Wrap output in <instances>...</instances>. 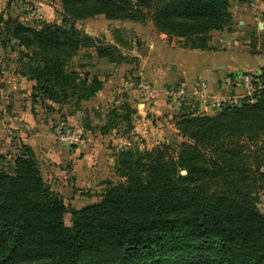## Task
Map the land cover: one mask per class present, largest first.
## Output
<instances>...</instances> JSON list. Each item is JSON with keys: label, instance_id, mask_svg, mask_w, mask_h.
<instances>
[{"label": "trees", "instance_id": "16d2710c", "mask_svg": "<svg viewBox=\"0 0 264 264\" xmlns=\"http://www.w3.org/2000/svg\"><path fill=\"white\" fill-rule=\"evenodd\" d=\"M59 1L61 24L28 27L0 15V47L15 42L21 74L34 82L33 100L80 110L102 88L98 77L74 68L82 50L114 65L135 58L77 29L76 21H150L157 33L205 49L210 32L232 26L231 2L245 0ZM251 84L250 95L222 103L214 115L184 101L177 136L151 149L121 150L116 172L123 180L69 211L70 225L61 196L22 144L7 169L0 165V264H264V68ZM135 112L125 100L88 129L128 132Z\"/></svg>", "mask_w": 264, "mask_h": 264}, {"label": "rangeland", "instance_id": "374dc122", "mask_svg": "<svg viewBox=\"0 0 264 264\" xmlns=\"http://www.w3.org/2000/svg\"><path fill=\"white\" fill-rule=\"evenodd\" d=\"M230 12L231 15H236L235 21L242 18L244 14L255 18L253 27L255 44H258L259 52L264 51V33L257 30L258 22L262 23L259 31L264 29V0L231 2ZM0 15L5 19L8 17L15 19L28 27H38L44 23L61 24L62 20L59 0H0ZM149 23L151 22L140 24L130 21H110L103 16H96L92 19L76 21L75 27L103 42L114 43L123 53L127 54L132 43L143 38L141 28L144 31L147 25H150ZM14 43L11 41V44ZM11 44L4 48L0 47V153L4 157L0 159V165L7 169L21 151L20 147L23 142L15 134L17 130L12 126L13 111L21 108L22 112L31 113L36 127L44 126L51 136V143L47 142V149L50 151H37L36 153L32 151L37 158L45 183L61 196L67 207L64 223L70 225L69 211L97 202L108 187L123 180L116 172L117 154L121 150L128 147H135L139 150L151 149L164 142L163 136L160 138L156 135L153 139L152 132L142 134L139 131L136 132L134 128L128 132H124L122 128H116L107 135H101L98 129L92 131L88 127L97 123H105L109 110L120 106L125 100H128L134 107V102L143 99L152 100V98L134 85L138 75L131 76L130 74L124 80L117 81L118 79L113 76L117 72L108 67L114 64L98 59L94 49H87L82 50L74 59L73 66L79 72L86 71L90 76L98 77L102 81L101 90L115 91L112 100H102L96 103L97 96H95L92 100L82 102L80 110H75L72 102L60 105L49 101L42 102L38 98L33 100L34 82L21 74L17 49H11ZM125 64L130 72H135V60ZM142 79L151 84L144 78ZM13 82L16 83L15 91ZM124 83H127L132 90H126ZM170 105L177 108L171 103ZM207 106L209 107V100ZM205 109L204 107L203 111L198 114L214 115L218 112L217 110L215 113L208 114ZM19 123L28 125L25 117L21 121L16 119L14 125L17 126ZM62 136H66L67 139L61 141ZM39 156L42 158L39 159ZM258 209L264 213V190L260 195Z\"/></svg>", "mask_w": 264, "mask_h": 264}, {"label": "crops", "instance_id": "0c3cea01", "mask_svg": "<svg viewBox=\"0 0 264 264\" xmlns=\"http://www.w3.org/2000/svg\"><path fill=\"white\" fill-rule=\"evenodd\" d=\"M232 17L233 24L230 29L210 32L205 49H191L184 45L183 39L157 33L149 23L144 31L141 28L143 38L135 41L136 43L133 42L127 51V55L135 58V72H130L125 63L117 66L106 65L117 72L113 74L117 81L124 80L130 74L138 75L137 78H144L158 91L155 99L134 102L136 132L145 134L149 131L153 133V139L159 135L160 138L163 136L164 141L171 136H177L174 123L178 108H173L166 100L164 93L166 90L184 88L185 104L190 105L197 113L202 112L204 107L199 105L196 97L200 94L205 95L209 100V107H205L208 114L219 110L222 103L238 102L249 95L239 80L240 76L243 74L254 76L261 72L264 68V51L259 52L258 44H255L253 28L255 18L244 14L235 21L236 15ZM259 23L257 30L264 33V29L259 31L261 29ZM124 86L126 90H132L127 83H124ZM15 88L16 83L13 85L14 91ZM114 92L112 89L100 90L96 95V103L112 100ZM12 115H14L12 126L17 130L15 134L23 144L31 147L35 153L50 151L47 149V142L51 143V136L44 126L36 127L31 113L22 112L20 108L13 111ZM24 117L28 125L22 123L14 125L16 119L21 121ZM56 149L59 150L58 147ZM40 158L42 157L39 156Z\"/></svg>", "mask_w": 264, "mask_h": 264}, {"label": "built area", "instance_id": "2783aa9c", "mask_svg": "<svg viewBox=\"0 0 264 264\" xmlns=\"http://www.w3.org/2000/svg\"><path fill=\"white\" fill-rule=\"evenodd\" d=\"M239 80L242 83V85L248 90L250 95L253 90L251 84L253 81V76L250 74H243L240 76ZM137 87L139 88V90L144 92L145 95H148L149 98L155 99L157 97V92H158L157 89L153 85L143 81L142 78L139 79L137 83ZM185 92H186L185 89L180 87L177 89L166 90L164 93L167 98V101L170 102L173 106L179 108L184 103V100L186 98ZM206 98L207 97L205 95L200 94L196 97V101L203 107H206L208 101V99ZM66 139H67L66 136H62L60 138L61 141H64Z\"/></svg>", "mask_w": 264, "mask_h": 264}, {"label": "water", "instance_id": "95a60500", "mask_svg": "<svg viewBox=\"0 0 264 264\" xmlns=\"http://www.w3.org/2000/svg\"><path fill=\"white\" fill-rule=\"evenodd\" d=\"M262 26V23H259V27H261Z\"/></svg>", "mask_w": 264, "mask_h": 264}]
</instances>
